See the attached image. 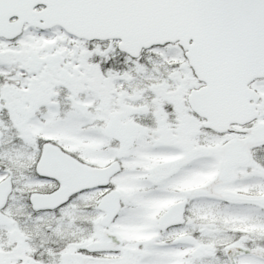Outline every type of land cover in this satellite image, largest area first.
<instances>
[{
    "label": "snow or ice",
    "instance_id": "snow-or-ice-1",
    "mask_svg": "<svg viewBox=\"0 0 264 264\" xmlns=\"http://www.w3.org/2000/svg\"><path fill=\"white\" fill-rule=\"evenodd\" d=\"M0 264H264V0H0Z\"/></svg>",
    "mask_w": 264,
    "mask_h": 264
}]
</instances>
